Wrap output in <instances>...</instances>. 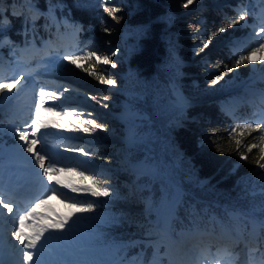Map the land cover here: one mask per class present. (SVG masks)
<instances>
[{"label": "trees", "instance_id": "16d2710c", "mask_svg": "<svg viewBox=\"0 0 264 264\" xmlns=\"http://www.w3.org/2000/svg\"><path fill=\"white\" fill-rule=\"evenodd\" d=\"M185 2L106 0V6L119 8L118 16L122 19L117 23L93 0H38L39 13L46 15L33 12L28 0H0V20L6 26L10 22L4 53L10 56V53L15 54L14 49L22 46L27 52L22 57L20 54L19 60L24 62L47 52L63 53L102 41L122 52L121 56L113 58L116 68L95 66L97 73L115 79L117 85L89 96L97 98L93 100L96 104L107 103L106 111L118 112L123 105L130 106L127 118H97V123L116 129L123 126L122 133L130 140L119 143L125 148L121 159L129 166L146 162L148 168L141 175L132 174L111 155L116 152L113 144H76L77 149L89 152L98 166L109 165L118 172L83 169L88 176L101 173L97 179L107 183L112 193L110 197H91L97 203L94 212L88 213L89 217L84 220L88 244L116 247L123 259L140 254L149 263L155 247L144 248L140 242H145V235L156 227L157 208L165 190L170 189L169 192L178 197V204L169 218L168 230L179 243L170 244L164 239L160 247L164 254L161 255L162 264H170L166 251L189 245H198L200 256L203 252L207 258L224 261L239 258L238 252L244 246L251 249L249 254L253 259L264 257V228L261 227L264 181L260 177L264 169L253 162L258 158L257 149L247 153L249 160H241L235 143L229 142L228 136L236 123L264 119V107L249 95L253 90L264 93V78L260 76L250 86L236 90L233 96L241 103L237 108L239 114L234 116L227 111L232 97L221 92L250 78L254 74L253 64L242 65L228 73L220 84L208 87L210 80L223 71L224 65L231 66L239 55H247L257 44L244 39L250 29L241 21L214 37L204 53L193 54L206 34L238 16V7L248 11V24H262L256 12L264 6V0H243V3L241 0H195L184 8ZM50 4L53 5L51 12ZM169 14L174 17L171 23L167 20ZM26 15L31 18L26 20ZM78 25L82 26L79 32L75 27ZM104 27L110 32H104ZM196 28L200 29L199 33L195 32ZM4 34L0 33V38ZM227 38H238L242 45L226 42ZM41 44L43 48L32 51L33 46ZM205 60L210 62V68L206 69ZM217 64L220 69L215 68ZM68 72L73 76L86 74L89 82H99L79 69ZM174 89L185 96L188 105L181 104ZM105 96L110 99L105 101ZM240 115L243 118H238ZM17 122L19 119L9 111L0 110V146L12 142L10 126ZM72 126L73 129L77 127ZM73 129L69 131L79 134ZM130 133H134V138ZM257 135L246 136L243 144L258 143L253 139ZM201 140L207 141L203 148L199 146ZM217 144L223 154L217 151ZM129 174L138 189L126 186L125 177ZM74 185L84 188L85 181L75 180ZM124 202H131V207L121 208L119 203ZM213 216L225 230L217 226L211 231ZM197 225L199 230H196ZM132 240L137 241L138 246L125 250L122 246Z\"/></svg>", "mask_w": 264, "mask_h": 264}, {"label": "snow or ice", "instance_id": "6c2138e0", "mask_svg": "<svg viewBox=\"0 0 264 264\" xmlns=\"http://www.w3.org/2000/svg\"><path fill=\"white\" fill-rule=\"evenodd\" d=\"M38 0H28V7L33 10V12L39 13V9L36 6ZM195 0H186L183 4L184 8H188L189 5H192ZM94 4H99L103 7L104 12L107 13L112 20L119 23L122 17L118 16L119 8L117 7H108L106 6V0H93ZM243 3V0H241ZM53 5L50 4L49 12H51ZM238 16L236 18H230L227 20V23L217 27L210 34H206L205 38L201 40V43L196 46V51L193 53L196 56H199L201 53H204L208 49L213 41V38L218 36L220 33H224L228 28L233 27L241 23V21H246L248 16V11L238 7ZM23 14V13H22ZM40 15H46L45 13H39ZM15 15V13H13ZM30 16H25V19H30ZM169 23L173 22L174 17L169 14L167 17ZM34 23V22H33ZM7 27H10V22L6 26L3 20H0V33L6 32ZM77 32L82 29V26H75ZM104 32H110V29L107 27L103 28ZM196 33L200 32L199 28L195 29ZM261 33H264V26L259 28V31L253 32V35L257 38V46L251 48L247 55H239L235 59L234 63L229 65H224L223 71L218 72L215 75V78L211 79L208 83V87L212 88L220 84L221 81L225 80V76L228 73L234 72L239 69L242 65L253 63L255 60H259L260 63L264 64V36H261ZM4 38H0V47L4 44ZM11 44V41H8ZM119 49L107 48L101 45L99 42L94 43L90 46L79 47L77 46L72 51H65L63 53L57 52L56 56L59 58L57 67L62 71H75L79 69L82 72L88 73L90 76L95 77L99 83L108 86H116L117 81L115 79L106 78L104 75H101L95 71V66L100 65H110L112 68H116L117 64L114 62L113 57H117ZM67 62V63H65ZM206 69L210 68V62L204 61ZM87 65V66H86ZM216 69H220V65H215ZM107 71V69H104ZM25 80V74L21 73L18 76L13 75L11 78H5L3 75H0V105L4 104L6 101L14 99L13 89H17V86L20 85V88L17 89V93L24 90L26 85L21 84ZM69 92L68 87H63L59 92V97H64L65 93ZM55 91H46L45 88L41 87L38 92V102L33 105L32 112L34 113V118L30 120L29 123L25 125V128L22 130L21 127H15L12 130L13 138L18 141H22V144H19V149L21 155L25 153H31L32 156L28 157L29 163L32 165V170L36 172L37 175L41 177V183L44 184L45 190L41 194V197H36L30 203L29 206L21 209L17 205L15 215L7 217L8 222L12 224L11 236L15 237L19 241L20 245H23V248L20 249L22 259L26 260L28 264H49L46 260V253L52 255L53 252L59 254L67 250H70L73 246V243L77 241V227L80 225L81 220L85 219V214L92 213L95 210L96 200L91 199V197H110L112 193L110 192L109 186L107 183H101L98 176H101V173L97 172L90 176H85L84 172L81 171L80 175L86 180H91L92 184L88 187L79 188L73 185H63L64 188L70 189L71 193H83L84 195H75L70 196L68 192H65L60 187L56 185H61L62 182L56 178L55 173H60L65 170L75 171L77 168L83 167L90 163V161H79L73 165L72 161L69 158H64V160H59L55 156H49L46 148L42 144L48 135L47 132L41 134V129H47L48 125L42 122L41 113L42 112H53L57 107L61 105L49 104L45 107V104L49 100L59 99ZM70 99V97H65V100ZM91 100H96L95 96L90 97ZM105 101L109 100L110 97L105 96L103 98ZM99 103V101H98ZM104 108L108 107L107 103L102 105ZM65 116L77 115L78 117H83L85 115L82 111H77L76 109L66 110L62 113ZM88 117L92 116V113H87ZM80 125L75 127L73 130L76 132H83L89 135L93 134L97 129L107 131V125L104 123H97V118H88L81 119ZM253 133H257L256 137H253L254 140H258V143H248L247 145L243 144V140L246 136H252ZM134 138V133H130ZM229 142L235 143V151L239 155L241 160H249L247 153H252L253 149L258 150V158L253 162L258 164L260 169H264V119L257 121H244L236 123L234 127L228 133ZM211 139V137H208ZM206 140L199 141V146L203 148L206 145ZM37 145H41L39 150ZM244 148L241 151V148ZM217 151L223 154V150L217 144ZM66 151L74 152L79 151L83 156H89V152L84 151L82 148H67ZM44 153V154H41ZM47 161V164H46ZM60 163H64V167H59ZM38 165V168L36 167ZM94 167V166H93ZM42 169L43 171H39ZM86 171H92L91 168H86ZM43 177H47V181L43 180ZM262 181H264V173L260 174ZM55 181V184L49 186L51 182ZM262 194H264V189H262ZM49 195H58L64 197L66 201H70V207L76 209V211L68 216L58 217L55 220H50L49 217L44 216L36 211L42 204L46 202V199ZM14 201L10 196H5L3 191H0V225L3 224L4 218L6 216L5 209L7 213H12ZM231 215V214H230ZM75 217V219H73ZM195 219V217H194ZM212 228L211 231H215L216 227L219 226L222 230L224 225H222L216 218L213 216L211 218ZM18 224V226H17ZM261 227L264 228V221L261 222ZM30 230V231H29ZM196 230H199V226H196ZM150 236L159 237V233H153L149 230ZM144 248L154 246L158 243L157 240H149L146 243L141 241ZM138 246L137 241L132 240L123 245L122 247L126 250L127 248ZM35 257V259H34ZM201 258L205 261V264H208L207 256L202 252ZM68 264H77L76 261H69ZM119 264H125L123 260ZM129 264H134V262H129ZM215 264H221L220 260H216Z\"/></svg>", "mask_w": 264, "mask_h": 264}, {"label": "rangeland", "instance_id": "374dc122", "mask_svg": "<svg viewBox=\"0 0 264 264\" xmlns=\"http://www.w3.org/2000/svg\"><path fill=\"white\" fill-rule=\"evenodd\" d=\"M245 28L249 27V33L246 35L244 39L248 41H253L254 43H258L257 38L253 35V32L259 31V28L263 25H259L255 22L247 23L244 22L242 24ZM261 36H264V33H261ZM5 41V40H4ZM100 41V40H99ZM226 42H234L237 46H241L242 42L240 39L235 38V39H230L227 38L225 40ZM101 45L105 46V50L107 48L111 49H116L113 46L107 44L106 42H99ZM123 48H126V46H123ZM3 48L1 47L0 50ZM17 51V49H15ZM122 52L119 50V53L117 57L121 56ZM0 66L5 70L9 71L10 74L18 76L19 74L23 73L25 74V80L21 82V84L26 85V87L33 85L35 83V78L32 76L33 71H30L26 66L22 63H19L18 61L15 62V64L12 62L11 58L4 55L0 51ZM115 58V57H113ZM51 60L53 62L56 60L58 62L59 58L57 56H54ZM253 71L254 74L251 78H247L243 80L240 84L238 83L237 85H234L232 87H227L222 90L221 93H226L227 95H230L232 97V105L231 107L228 108L227 111L229 113H236L238 104L241 103L236 101L235 96H233L236 93V90H240L244 87L250 86L252 82H254L258 77L261 76V78H264V64L260 63L259 60H255L253 63ZM55 69L57 67V64H54ZM109 68H111L110 65H105ZM47 67V63L44 62V68L43 70ZM58 68V67H57ZM55 73L53 72L52 75H48L46 77V80H58V82L62 83L63 85L67 86L69 88V91L72 94V97L69 100H65L68 103L64 104L63 107H66L67 110H72L76 109L77 111H82L85 113L83 117H78L77 115L73 116H65L63 115V111H61V107H57L53 112H42L41 113V119L43 123H46L48 125L47 129H41L40 132L41 134L47 132L48 135L44 141H42V144L46 148V151L48 152L49 156H55L59 160H64V158H69L73 165L78 163L79 161H90L89 164L84 165L83 167L77 168L75 171H63L60 173H55L54 175L56 176L57 179H59L62 184L61 185H56V187L62 188L63 191L68 192L70 196H75L79 195L77 193H71L70 189L64 188L63 185H74L75 180L79 181H85V187H88L92 184L91 180H86L84 177L80 175V172L83 171V169L86 168H91L92 171L94 169H103L102 171L105 173H110L111 171H115L116 174L117 169L112 168L109 165L101 164L98 166V164L92 160L89 156L85 157L81 152H69L66 151L67 148H76V144L78 142H85L88 145H94L95 144H103V145H115L116 147V152L112 153L111 155L115 157L116 159L120 160L123 166H127V169L131 173H135L133 170L132 166H129L128 163L123 161L121 158L123 154L125 153V148L121 147L119 143H125L129 141V136L125 135L122 133L123 131V126L119 125V129H116L113 126L107 125L108 130H100L97 129L93 134L89 135L87 133L78 132L79 134L72 133L69 131V129H73V124L76 126H81L80 125V120L81 119H88V118H101L102 120H106L107 118L113 117L116 120H120L121 118L125 117L122 114V110L118 112H111V111H106L105 108L102 106V104H96L93 102V100L90 99L89 95L92 94H98L99 91L103 89H110L111 86L108 85H103L99 82H94L91 83L87 80V75H82V76H73L71 73L68 71H62L60 68L58 70H54ZM11 76V77H12ZM58 84V83H57ZM56 84V85H57ZM20 88V87H19ZM235 90V91H234ZM23 91V90H22ZM19 96V95H18ZM23 95L16 100V97L10 101H6L4 104L0 105V110H6L9 111L11 115L18 116L16 113L21 114L18 108V105L20 104V101L22 99ZM255 99L256 103L262 104L264 106V93L263 94H255V96L252 97ZM251 98V100H253ZM235 99V100H234ZM15 100V101H14ZM64 101V100H63ZM48 103L51 104H59L62 103L61 100L56 99V100H49ZM47 107V106H46ZM15 112V114H14ZM30 112V111H29ZM26 115H20L18 116L21 121H23V125L19 126L22 128V130L25 128V125L30 122L32 118H34V113L30 112ZM91 112L92 116L88 117L87 113ZM16 126L11 127V130L9 132L10 139L12 140L11 143H4L2 145V148L0 149V156L3 157L0 160V163L5 166H12L11 164H16L17 160H21L23 156L25 155H30L32 156L31 153H25L21 155L20 149H19V144H22V141H18L17 139L13 138L12 130ZM85 136V137H84ZM86 136H90L92 138H86ZM94 136V137H93ZM45 142L50 143L51 148H47L45 146ZM41 145H37V149ZM14 149V153H10L9 151ZM77 149V148H76ZM44 154V153H41ZM47 164V161H46ZM38 166V165H37ZM59 167H64V163H60L58 165ZM94 166V167H93ZM145 169L147 168V164L144 163ZM111 170V171H110ZM152 172H154V168L151 169ZM85 176H88L84 173ZM125 183L126 186L129 187L130 189H138V187L133 183L132 181V174H129L125 177ZM52 184H55V181L52 182ZM52 186V185H51ZM47 203V208H46V216L49 217L50 220H55L58 217H64L68 216L76 211L75 208L70 207L69 204L71 203L70 201H66L64 197L58 196V195H49L46 199ZM163 204L161 205V210H165L167 207L166 199L163 200ZM121 208L128 209L131 207V202H124V203H119ZM6 213V216L4 218V222L1 226L3 230H6L8 233L12 228V224L8 222L7 217H10L12 215H15L16 211L13 210L12 213H7V210H4ZM231 213L238 215V211H232ZM89 215L85 214V217ZM75 219V217H73ZM84 220V219H83ZM83 220H81L80 225L77 227L76 231L78 234V239L76 242L73 243V246L70 250H67L63 253H59L58 256L56 257V262L55 264H68L69 261H76L77 264L80 262H83L85 264H119L121 260H123L122 257L118 256L116 247H108V248H102L98 246H93L87 243V237L85 236V229H84V223ZM18 226V224H17ZM153 233H159V237L157 236H150L149 232L145 235V242L149 240H157L158 243L154 245L155 250L154 254L152 257V261L149 264H162V259H161V254L160 252V247L163 244V236L164 233L161 231L159 232L157 228L153 227L150 229ZM1 231V230H0ZM12 242H17L19 245V241L15 239V237L12 236ZM190 247H179L176 251L181 253H178L176 251H171L168 250L166 251V255L169 256L168 259L170 258L172 262H174V258L180 255V260L177 261V264H184L182 256L186 254L185 259H188L187 252L190 250V255L196 254L197 251L196 249L193 248V245H189ZM20 249V247H18ZM188 250V251H187ZM241 255L244 254V250L240 249ZM187 251V252H186ZM176 252V253H174ZM54 254H57L53 252L52 255H48L46 253L47 257H52ZM125 264H129V262H134V264H146L143 262L142 257L139 255L135 256L134 258L130 260H123ZM242 259H237L234 262H229L228 264H241ZM254 264H264V258L256 259ZM250 261L249 264H252Z\"/></svg>", "mask_w": 264, "mask_h": 264}, {"label": "bare ground", "instance_id": "6f19581e", "mask_svg": "<svg viewBox=\"0 0 264 264\" xmlns=\"http://www.w3.org/2000/svg\"><path fill=\"white\" fill-rule=\"evenodd\" d=\"M0 49H1V47H0ZM0 51H1V53H3L2 50H0ZM0 60H1V56H0ZM44 61L47 62V59H44ZM41 63H42V61H41ZM1 68L2 67L0 66V69ZM51 72L52 71L45 72V74H44L45 77H47ZM35 85L36 84L34 83L33 85H30V86L26 87L23 91H20L19 93H17V89H19L20 85L17 86V89H13L12 95H14V97H16V100L23 95V97H22V99L20 101V104L18 105V108H19L20 113L21 114L23 113L22 115H24V114L27 115L29 111L32 113L31 110L33 108V105L35 103H37V100H36V97H35L36 96L35 95V91H36V86ZM14 114H15V112H14ZM21 114L16 113V115H18V116H20ZM14 149L15 148H12V150H10L9 152L10 153H14ZM28 157H30V155H28V154L25 155L21 160H17L16 164H11L12 166H9V167L8 166H5V165H2L0 163V186H11L12 185L13 179H14V175H16V173L18 171H20L19 166H21L22 168H26V169H31L32 168V165L29 163ZM41 185H43V191H44L45 190L44 184L41 183ZM51 185H52V182H51V184H49V186H51ZM0 191H1V188H0ZM46 208H47V203L45 202L39 208H37L36 211L38 209H40L41 210V213L40 214L46 216ZM57 256H58V254H54V256H52L50 258L47 257V256L45 258L49 262V264H55L56 257ZM188 256H189L188 259H185L184 257H182L183 258V261L188 262L189 259L193 255H190V253H189ZM34 259H35V257H34ZM180 259L181 258L178 255L177 256V260L181 261ZM78 264H85V263L80 262Z\"/></svg>", "mask_w": 264, "mask_h": 264}]
</instances>
